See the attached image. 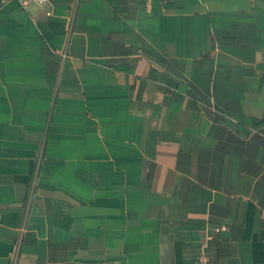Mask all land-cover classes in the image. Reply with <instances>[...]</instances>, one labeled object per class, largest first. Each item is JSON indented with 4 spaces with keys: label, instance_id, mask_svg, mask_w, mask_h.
Instances as JSON below:
<instances>
[{
    "label": "crops",
    "instance_id": "obj_1",
    "mask_svg": "<svg viewBox=\"0 0 264 264\" xmlns=\"http://www.w3.org/2000/svg\"><path fill=\"white\" fill-rule=\"evenodd\" d=\"M202 251L264 264V0L0 7V264Z\"/></svg>",
    "mask_w": 264,
    "mask_h": 264
},
{
    "label": "built area",
    "instance_id": "obj_2",
    "mask_svg": "<svg viewBox=\"0 0 264 264\" xmlns=\"http://www.w3.org/2000/svg\"><path fill=\"white\" fill-rule=\"evenodd\" d=\"M9 1L10 0H0V7L4 6ZM17 1L23 7H27V6H29L31 4H34V3L39 4V5H44L47 2V0H17ZM47 14H49V12H47ZM226 229H227L226 225L215 226L213 228V234L207 235L206 239L210 240L211 238H213V236L219 235L222 231H225ZM194 264H213V261H212L211 257L207 253L202 251L197 256V259L195 260Z\"/></svg>",
    "mask_w": 264,
    "mask_h": 264
}]
</instances>
